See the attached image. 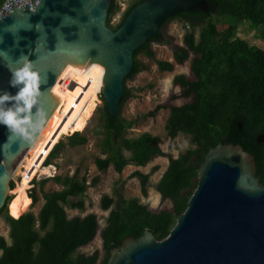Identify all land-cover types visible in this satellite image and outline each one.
<instances>
[{"label":"water","instance_id":"1","mask_svg":"<svg viewBox=\"0 0 264 264\" xmlns=\"http://www.w3.org/2000/svg\"><path fill=\"white\" fill-rule=\"evenodd\" d=\"M114 0H9L0 14V94L14 97L10 70L31 63L40 77L36 102L27 113V135L0 125V212L7 207L13 174L29 148L45 158L57 128L56 112L67 85L93 64L104 71L101 95L111 122L119 114L135 52L157 38L163 24L183 12H210L207 0H143L115 30ZM15 107L12 100L0 106ZM241 127V126H240ZM264 141V134L257 138ZM60 147L58 141L44 166ZM32 181L34 193L38 181ZM8 208V207H7ZM107 264H264V186L255 157L241 145L219 144L200 169L186 210L163 240L146 230L114 249Z\"/></svg>","mask_w":264,"mask_h":264},{"label":"trees","instance_id":"2","mask_svg":"<svg viewBox=\"0 0 264 264\" xmlns=\"http://www.w3.org/2000/svg\"><path fill=\"white\" fill-rule=\"evenodd\" d=\"M141 1L143 0L135 1L125 11L120 23L112 26V18L118 9L114 0L109 12V25L116 30L130 10ZM207 2L211 8L209 13L183 12L168 19L159 36L149 40L135 52V66L125 80V93L114 122H111L102 97L108 114V127L119 138L126 129L134 125V121L121 117V110L130 97L126 82L140 67L138 54L150 49L151 42L161 40L163 27L169 21L184 18L185 25L190 29L184 38L187 49L177 50L175 58L179 64H183L188 59L189 52L194 54L191 69L195 79L190 81L184 75H179L174 82L192 100L182 106L170 108L166 130L171 138H176L180 133L189 135L195 148L176 159H170L167 170L158 182L157 190L164 200H171L172 211L155 213L141 204L138 198H122L117 208L111 211L108 224L101 232L105 250L103 264L108 263L112 251L119 249L121 241L129 236L140 238L146 230H150L161 241L170 234L198 186L200 169L206 155L219 144L241 145L246 152L252 154L257 162L259 181L264 186V141L257 142L258 136L264 134V49L238 37L237 25L248 21L254 27H260L261 30L257 29L258 36L264 39V0ZM3 3L4 0H0V8ZM232 18L235 19V24L229 23V27L222 31L218 29L219 24H225L227 19ZM198 23H202V27L196 38L192 28ZM147 54L154 57L153 52ZM157 65L161 71L173 69V64L167 61H157ZM158 109L159 107L148 116H155ZM80 132H74L68 137L71 147L86 144L87 138ZM159 141L158 137L143 133L136 138H124L122 146L131 153L130 160L137 162L139 166H145L155 157L166 156ZM63 145L61 141L59 148ZM128 160L119 151L115 160L116 170L121 172ZM109 163V159L96 160L100 170H106ZM135 175L140 177L142 192L147 195L149 175L139 172ZM53 178L63 188L44 195L45 202L38 216L32 212L9 215L7 207L1 210L0 213L5 212V219L10 226L11 244L0 236V264H97L98 253L85 255L78 252L98 232L96 215L69 218L65 209L71 198L85 194L88 188L86 180H79L76 174L72 177L58 175ZM46 180L48 179L43 182ZM93 183L95 184V180ZM29 196L33 203L37 202L35 192ZM113 202L105 197L103 208L109 209ZM71 205L73 208L85 209V203L80 198Z\"/></svg>","mask_w":264,"mask_h":264},{"label":"rangeland","instance_id":"3","mask_svg":"<svg viewBox=\"0 0 264 264\" xmlns=\"http://www.w3.org/2000/svg\"><path fill=\"white\" fill-rule=\"evenodd\" d=\"M135 1L137 0H116L118 9L112 18V26L120 23L125 11ZM212 18L217 20L215 16ZM229 23L235 24L236 21L233 18L227 19L225 24L218 25V29L220 31L227 29ZM237 25L238 37L247 40L251 45L264 49V39L258 36L260 27H254L248 21ZM201 27L202 23H198L192 28L196 38L199 37ZM189 30L185 25L184 18H175L163 27L161 40L151 42L150 49L138 54L137 60L140 67L138 72L126 82V86L130 90V97L121 110V117L127 121H134V125L126 129L119 138H116L114 132L108 127V114L100 92L97 106L89 118L86 128L80 132L87 138L86 144L71 147L68 144V137L71 134L62 135L59 138L58 141H63L64 145L55 152L50 161L57 171L55 174L44 176L38 181L34 191L38 198L36 203H33L32 198V200L30 199L29 195L32 193L28 194V191L25 200L17 199L15 189L21 180L19 172L12 182V190L10 191V213L24 215L32 212L38 216L45 202L44 195L63 188L54 181L53 177L58 175L72 177L76 174L79 180H86L88 188L82 197L71 198L70 203L65 205V209L69 218H84L89 214L96 215L98 232L95 238L89 244L80 247L78 252L85 255L98 253L97 264H103L105 250L101 232L108 224L107 220L111 211L117 208L122 198H138L141 204L155 213L173 210V203L169 199L164 200L162 198L161 193L157 190V185L167 170L170 159H176L189 149L195 148L189 135L180 133L176 138H171L166 130L170 108L182 106L192 100L191 96H185L183 88L174 82L175 77L179 75H184L190 81L195 79L191 69L194 54L189 52V57L183 64H179L175 58L177 50L187 49L184 38ZM148 52H153L154 57L149 56ZM157 61L172 63V71H161ZM86 70L89 71L90 68ZM158 107L155 116H148ZM143 133H150L158 137L160 147L166 156L155 157L147 165L139 166L137 162L130 160L131 153L123 148L122 141L124 138H136ZM119 151L129 159L128 164L121 172L115 168V160ZM25 155L29 154L26 152ZM99 158L110 160L106 170H100L97 166L96 160ZM138 172L149 175L147 195L142 192L140 177L135 175ZM44 179L48 180L43 182ZM94 180L95 184L93 183ZM105 197L114 201L107 210L103 208ZM79 198L85 203L83 210L73 208L71 205L72 202H77ZM0 236L5 237L8 244H11L10 226L5 219V212L0 213ZM1 254L2 251L0 250V256Z\"/></svg>","mask_w":264,"mask_h":264},{"label":"bare ground","instance_id":"4","mask_svg":"<svg viewBox=\"0 0 264 264\" xmlns=\"http://www.w3.org/2000/svg\"><path fill=\"white\" fill-rule=\"evenodd\" d=\"M88 68H90L89 71L86 70ZM80 72L81 74L67 85L64 96L58 103L56 112L57 128L54 131L51 146L45 153V158L36 163L33 150L29 148L27 151L29 155L23 156L21 162L16 166L13 177L16 178L19 172L21 174V180L15 189L19 200L26 199L27 191L33 187L31 185L35 177H44L56 173L55 167L44 166V162L53 147L62 135L84 131L97 106L98 94L103 88L104 71L101 67L90 64Z\"/></svg>","mask_w":264,"mask_h":264},{"label":"clouds","instance_id":"5","mask_svg":"<svg viewBox=\"0 0 264 264\" xmlns=\"http://www.w3.org/2000/svg\"><path fill=\"white\" fill-rule=\"evenodd\" d=\"M10 71L12 73L9 81L10 85L19 87L14 97H10L7 93L0 94V106L9 100L15 103V107L6 109L0 107V125L7 126L9 132L13 135H27L25 126L29 124V120L25 116H21V114L27 113L36 102L40 77L28 61L23 62L21 66ZM7 206L9 209V202Z\"/></svg>","mask_w":264,"mask_h":264},{"label":"built area","instance_id":"6","mask_svg":"<svg viewBox=\"0 0 264 264\" xmlns=\"http://www.w3.org/2000/svg\"><path fill=\"white\" fill-rule=\"evenodd\" d=\"M21 1L26 2V3H30L31 0H21ZM8 3H9V0H4V3H3V5H2V7L0 8V14H1V13L4 11V9L7 7ZM51 166H53V165H51ZM51 166H50V167H51ZM53 167H54V166H53ZM28 192H29V190H28Z\"/></svg>","mask_w":264,"mask_h":264},{"label":"flooded vegetation","instance_id":"7","mask_svg":"<svg viewBox=\"0 0 264 264\" xmlns=\"http://www.w3.org/2000/svg\"><path fill=\"white\" fill-rule=\"evenodd\" d=\"M12 184H13V183H12ZM7 207H8V206H7ZM7 212H8V214H9V215H11V214H10V211H9V209H8V208H7Z\"/></svg>","mask_w":264,"mask_h":264}]
</instances>
